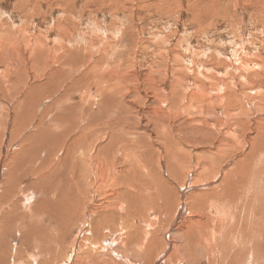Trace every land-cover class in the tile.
Returning a JSON list of instances; mask_svg holds the SVG:
<instances>
[{"label":"bare ground","instance_id":"1","mask_svg":"<svg viewBox=\"0 0 264 264\" xmlns=\"http://www.w3.org/2000/svg\"><path fill=\"white\" fill-rule=\"evenodd\" d=\"M122 65L54 70L41 90L68 85L60 105L35 115L33 87L26 109L0 114V264H264V161L217 142L224 122L205 110L192 117L203 93L166 115L167 95Z\"/></svg>","mask_w":264,"mask_h":264},{"label":"rangeland","instance_id":"2","mask_svg":"<svg viewBox=\"0 0 264 264\" xmlns=\"http://www.w3.org/2000/svg\"><path fill=\"white\" fill-rule=\"evenodd\" d=\"M65 53L66 66L52 65L54 56L63 59ZM120 61L121 73L140 68L147 77L144 88L154 86L150 92L158 98L167 95L168 104H157L166 115L172 110L182 118L179 106L203 93L208 103L193 106L192 117L205 110L199 121L224 122L217 142L226 139L241 154L246 149L243 156L264 161V0H0V114L18 103L26 109L37 88L45 98L32 107L35 115L60 105L56 99L68 85L53 96L41 90L54 70L64 76L84 73L77 68L82 62L104 72ZM7 68L9 79L1 77ZM84 101L74 105L84 108ZM31 124L35 128L37 122ZM190 138L186 141L193 142ZM263 247L260 243L259 254Z\"/></svg>","mask_w":264,"mask_h":264}]
</instances>
